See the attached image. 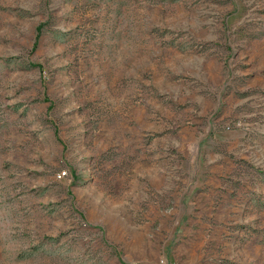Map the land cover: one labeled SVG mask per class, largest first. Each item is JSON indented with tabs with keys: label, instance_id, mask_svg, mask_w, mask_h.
<instances>
[{
	"label": "rangeland",
	"instance_id": "obj_1",
	"mask_svg": "<svg viewBox=\"0 0 264 264\" xmlns=\"http://www.w3.org/2000/svg\"><path fill=\"white\" fill-rule=\"evenodd\" d=\"M264 264V0H0V264Z\"/></svg>",
	"mask_w": 264,
	"mask_h": 264
},
{
	"label": "built area",
	"instance_id": "obj_2",
	"mask_svg": "<svg viewBox=\"0 0 264 264\" xmlns=\"http://www.w3.org/2000/svg\"><path fill=\"white\" fill-rule=\"evenodd\" d=\"M160 264H172V262H169V261H167V260H162V261L160 262ZM173 264H175V263H173Z\"/></svg>",
	"mask_w": 264,
	"mask_h": 264
}]
</instances>
